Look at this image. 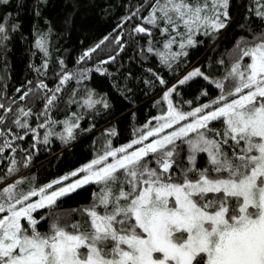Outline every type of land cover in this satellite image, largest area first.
<instances>
[{"label":"snow or ice","instance_id":"6c2138e0","mask_svg":"<svg viewBox=\"0 0 264 264\" xmlns=\"http://www.w3.org/2000/svg\"><path fill=\"white\" fill-rule=\"evenodd\" d=\"M8 2L0 0V5ZM230 3L147 0L126 19L139 16L147 6L148 15L133 31L148 36L158 31L162 48L154 49L149 40L147 51H155L160 62L171 67L187 55L186 47L196 45L198 34H218L228 27ZM245 8L246 22L239 27L247 34L238 38L227 63L217 61L222 75L210 80L196 68L177 82L184 85L195 77L209 81L218 90L210 102L182 111L173 104L177 85H172L163 93L167 108L153 118L154 126L149 127V121L126 145L106 144L89 163L43 186L29 182L24 187L25 179L4 183L19 171L17 160H10L0 177V264H264V0H248ZM252 19L259 22V30ZM44 35L36 45L47 56ZM7 39L6 25L0 22V44ZM173 45L180 51H172ZM41 67L46 69L47 62ZM34 71L38 77L44 74L40 68ZM74 78L64 73L53 89L39 80L19 96L21 101L43 103L39 116L45 119L36 128L29 123L31 108L16 100L0 102V156L8 149L15 153V142L30 133L38 137L37 128L56 123L50 113L58 107L62 86ZM75 95L73 90L67 103H77ZM98 102L90 94L83 101L88 107ZM73 117L60 121L65 141L78 127ZM51 134L46 132L42 143L47 144ZM86 185L96 186L90 204L57 210L62 198ZM41 209L47 211L37 218L34 213ZM41 222L47 223L44 231L38 227Z\"/></svg>","mask_w":264,"mask_h":264},{"label":"trees","instance_id":"16d2710c","mask_svg":"<svg viewBox=\"0 0 264 264\" xmlns=\"http://www.w3.org/2000/svg\"><path fill=\"white\" fill-rule=\"evenodd\" d=\"M247 3L248 0H231L228 27L218 34H198L196 45L186 47L183 51L187 55L179 56L171 67L162 64L155 51H147L149 40L154 49L162 48L158 31L154 30L152 36L133 31L142 24L141 17L148 15L147 6L139 16L126 19L142 4L146 5L147 0H9L8 4L0 5V17H3L0 22L5 23L8 34V39L0 44V102L7 105L16 100L19 106L31 108L34 115L29 123L36 128L45 119L39 116L43 103L21 101L19 96L39 80L53 89L64 73L75 74L74 79L62 86L65 91L58 93L61 97L58 107L50 113L56 123L51 128H37L38 137L34 139L30 133L24 140L15 142L19 145L15 153L8 149L0 156V177L5 176L12 158L18 162L19 171L7 176L4 183L25 179L24 187L29 182L36 187L43 186L89 163L102 153L106 144L116 148L130 143L145 131L144 126L149 121V127L154 126L153 118L164 114L167 103L162 99L163 93L172 85H177L171 97L173 104L182 111L210 102L218 95V90L209 81L195 77L184 85L177 82L196 68L210 80L222 75L223 68L217 61L224 59L227 63L238 38L247 34L239 27L246 22ZM252 23L259 30V22L252 19ZM12 25L16 26L15 30ZM40 34H45L47 56L36 45ZM98 44L100 47L89 58L80 59ZM172 51H180L178 45H173ZM110 57L115 59L109 61ZM45 62L46 69L41 67ZM36 68L44 74L38 77ZM158 77L166 84L161 85ZM17 88L21 92H16ZM73 90H76L77 103L69 104ZM202 91H207L208 95H200ZM89 94L93 101H99L93 107L83 103ZM69 117H73L78 127L73 129L72 138L65 141L60 138L66 136L60 121ZM213 126L219 127L218 124ZM49 131L52 133L49 142L44 144V134ZM25 161H28L26 167ZM198 163L204 166V159H199ZM95 190V185H86L62 198L57 210L87 206ZM46 211L41 209L34 215L39 218ZM38 227L44 231L47 223L41 222Z\"/></svg>","mask_w":264,"mask_h":264},{"label":"rangeland","instance_id":"374dc122","mask_svg":"<svg viewBox=\"0 0 264 264\" xmlns=\"http://www.w3.org/2000/svg\"><path fill=\"white\" fill-rule=\"evenodd\" d=\"M167 103V102H166ZM85 187V186H84ZM79 190V189H78Z\"/></svg>","mask_w":264,"mask_h":264}]
</instances>
